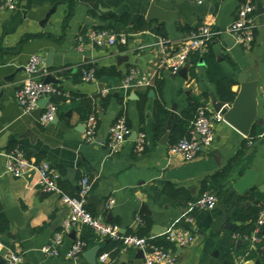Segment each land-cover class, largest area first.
I'll use <instances>...</instances> for the list:
<instances>
[{
    "label": "crops",
    "instance_id": "crops-1",
    "mask_svg": "<svg viewBox=\"0 0 264 264\" xmlns=\"http://www.w3.org/2000/svg\"><path fill=\"white\" fill-rule=\"evenodd\" d=\"M246 1L17 0L14 9L0 7V205L3 210L19 207L22 217L20 224L7 217L9 229L0 240L23 255L22 264H91L84 253L95 246L100 247L99 264L102 263L99 256L108 252L103 251L108 239L99 237L87 226H73L64 232L59 256L43 253L42 247L56 233L65 230L69 210L59 193L43 192L35 184V176L14 177L6 172L7 154L16 147L27 149L32 154V161L37 162L39 158L40 162H48L66 185L65 189L60 186L65 194L76 195L81 177L91 176L94 186L90 194L100 201L95 203L88 198L87 208L106 222L119 226L121 231L124 229L123 234H136L144 226L145 217L152 222L150 239L167 238V231L173 226L193 231L195 242L172 247L177 255L175 264H227L228 256L234 258L235 264H256L255 259L243 256L247 241L252 248L249 237L256 227L250 235L242 237L235 230L242 223L236 214L249 213L257 205L250 195L254 193V198L264 196V11L257 8L259 3L264 6V0H252L256 5V36L251 49H244L227 33ZM153 2L174 12L171 23L147 20ZM54 6L50 18L42 23ZM125 13L130 15V26L143 19L151 29L131 33L129 38L125 35L127 42L113 46H95L87 40L80 41L82 34L107 25L112 15ZM203 24L220 32V38L211 42V50L225 72L235 80L232 89L236 95L238 76L242 72L253 71L257 75L259 121L253 128L257 125L262 132L251 143V134H244L225 119H214L212 146L194 160L185 161L168 152L169 146L180 137L178 126L185 113H193L200 106L207 107L213 116L218 115L209 95L214 92L218 96V89L210 80L204 60L207 47L199 55L189 57L185 77L180 72L173 74L167 69H159V42L164 38L171 52H177L183 41ZM152 28L159 29L163 35ZM229 36L234 38L232 45L226 43ZM52 48V66L47 69L44 79L47 74H53L61 80L54 84L64 90L66 97L77 94L100 98L112 94L106 106L98 102V128L93 141L85 139L88 118H82L76 110L58 109L55 122L42 124L31 113H26L16 100V92L26 76L25 66L32 54L39 53L45 60ZM119 55L128 58L118 61ZM91 64L100 68L116 67L122 77L110 81L78 80L79 71ZM194 64L196 75L192 76ZM131 69L153 76V85L126 92L121 85ZM151 90H154L153 96ZM120 95L124 96L122 100ZM158 104L166 110L159 130L156 129L161 113ZM122 116L132 128V135L120 152L110 154V128ZM140 132L146 133L147 143L145 150L138 153L135 140ZM241 149H245L246 156H252V161L243 174L235 170L221 190L212 191L218 197L213 210L191 211L188 205L173 203L163 196L155 197L156 189L171 182L190 192L195 187L196 192L191 193L197 198L201 194V182L226 166ZM251 169L257 170L255 178L248 189L240 192L235 182ZM111 198L115 199V204L108 208ZM144 203L148 205L150 215L141 213ZM153 225L163 231L154 233ZM259 236V242L263 243L260 254L264 255V226L260 228ZM78 239L85 240L87 248L80 257L68 258L67 251ZM240 240L243 242L239 243ZM110 259L111 264H145L141 251L131 247H123L115 260L111 256Z\"/></svg>",
    "mask_w": 264,
    "mask_h": 264
},
{
    "label": "built area",
    "instance_id": "built-area-1",
    "mask_svg": "<svg viewBox=\"0 0 264 264\" xmlns=\"http://www.w3.org/2000/svg\"><path fill=\"white\" fill-rule=\"evenodd\" d=\"M203 0H199L202 3ZM17 0H0V7L4 9H14ZM255 10L256 5L252 0L243 3L237 17L227 29V33L232 35L236 43L244 49L252 48L255 41ZM220 32L209 24H203L197 31L190 34L184 41L179 51L171 52L170 46L164 38L160 39L159 49L161 58L159 69H167L173 74H177L188 64L192 52H204L207 45L214 41ZM80 41L87 40L95 46H113L119 42H127L125 35H119L109 29L90 30L85 35L80 36ZM82 46V44H81ZM47 68L44 65V57L39 53H34L25 66V78L22 85L16 92V100L26 113H31L39 107V102L49 97L45 108L42 109L41 123L52 122L58 113V104L52 100V96L57 93V86L54 83L44 81V74ZM153 76L140 74L138 70L131 69L126 75L121 88L126 92L139 86H152ZM83 80L93 81L94 69L83 71ZM205 106L197 109L190 136L180 139L169 146L170 155L181 156L185 161H192L201 155L206 149L210 148L215 140L214 119L222 121L223 116H213ZM98 128V118L92 114L86 121L85 139L93 141ZM132 128L125 117H119L110 128L109 149L110 154L120 152L124 143L131 138ZM147 135L140 132L135 140V151L145 150ZM252 145V144H251ZM35 171V184L45 193H59L64 204L69 210V217L65 222V230L56 233L49 243L42 247L43 253L48 256H59L64 240V232L73 226H87L101 238L121 240L124 247H131L142 250L144 253L145 264H175L177 255L172 248H165L150 241L148 237L136 234H123L119 226L106 222L102 217L93 214L87 208V201L94 186V179L89 175H84L79 181L78 193L74 196L65 194L60 187V174L54 170L48 162H35L26 156V152L20 147H16L7 154L6 172L14 177H24L31 175L30 171ZM218 197L212 191L202 192L197 198L189 202L188 207L191 211L213 210L217 205ZM115 199L111 198L108 208L113 207ZM188 219L191 221L192 217ZM264 226V207L262 208L257 220L256 228L249 237L254 244L260 241L259 230ZM167 239L174 246H188L195 242L196 237L188 228L173 226L167 231ZM87 248V242L78 239L73 242L67 251L68 258L80 257ZM4 250L3 257L6 264H22L24 257L17 251L10 249L0 240V254ZM99 260L105 264H111L109 252H104L99 256Z\"/></svg>",
    "mask_w": 264,
    "mask_h": 264
},
{
    "label": "trees",
    "instance_id": "trees-1",
    "mask_svg": "<svg viewBox=\"0 0 264 264\" xmlns=\"http://www.w3.org/2000/svg\"><path fill=\"white\" fill-rule=\"evenodd\" d=\"M109 22L105 26H99L96 27L98 29H109L114 31L115 33L119 35H126L128 38L131 33L143 31L147 29H151L150 25H148L143 19H141L138 23H136L133 26H130V15L128 14H121V15H112L110 18H108ZM181 29H185L184 26L180 25ZM158 34L163 33L159 29H153ZM220 36H217L216 39H219ZM215 39V40H216ZM211 42L207 45V50L204 53V60L205 63L208 66V74L210 77V80L216 84L218 89V96L222 101L225 102H232L236 97V92L233 91L232 87L235 84V80L229 76L224 68L222 67L221 63L218 61L216 55L211 50ZM199 55V52H192L190 56ZM198 56L193 58V61L196 60ZM195 64L192 67V76H195ZM88 69H94V77L101 81H110V80H120L122 77L121 72L116 67H98L93 64L88 65L84 67L79 73L77 74V79L80 80L83 78V71ZM158 84L160 85L161 82L158 81ZM57 86V85H56ZM112 94H109L106 97H100V98H92L88 97L86 95H77L73 94L70 96V98L66 97L64 90L57 86V93L53 95V101H55L58 104L59 110H64L67 108H71L73 110H76L80 113L82 118H88L90 115L94 114L97 115V107L98 102L102 104V106H106L107 102L110 100ZM120 100L123 99V95L119 96ZM69 100V101H68ZM68 101V102H67ZM200 105V103L197 104V108ZM158 107L160 109V117L158 119V123L156 125V129H160L163 120L165 117L166 110L161 105L158 104ZM197 109L193 113H185V117L181 120V125L178 126L177 131H180V137L177 138L173 142L179 141V139L189 137L190 131L192 129V121L195 118ZM262 132L261 128H259L257 125L254 126L252 129L251 135L249 139L251 140V143H254L257 139V137ZM26 152V156L28 158H31L32 154L22 147H20ZM37 163L40 162V159L38 158ZM252 161V156H246L245 155V149H241L240 152L233 157L229 163L218 170L216 173L212 174L211 176L207 177L201 182V193L205 191H215V190H221L224 185L227 183L229 178L231 177V174L235 170H240V173L243 174L244 170L246 169L248 163ZM60 186L65 189V184L61 181L59 182ZM74 191V190H73ZM70 195L74 196V193H70ZM172 201L176 204H182V205H188L189 202L194 200L196 198L195 195H193L189 190L179 187L174 183L166 182L164 183L160 189H156L155 197H161ZM255 194L252 193L250 195L251 199H256L257 205L252 207L250 209L249 213H243L238 212L236 214V218L241 220V225L237 226L235 232L239 236H245L250 235L252 230L257 225V219L259 216L260 210L264 207V196H256L257 198H254ZM9 219L7 216L3 213V208L0 205V238L2 235H4L7 230L9 229ZM144 226L141 227L136 234L139 236H145L149 238L150 235V227L152 225V222L150 218H144L143 220ZM150 239V238H149ZM150 241L154 244H157L159 246H163L165 248H172L174 245L168 241L166 236L159 237L156 239H150ZM250 242L247 241V245L245 247V251L243 252V256L246 259H255L256 264H264V255L260 254V248L263 245L262 242H257L254 245V248L250 247ZM124 245L121 240H115V239H108L107 242L104 245L103 251H108L110 253V256L112 259H116V257L120 254L121 250L123 249ZM227 264H235V260L233 257H226ZM104 264V263H99Z\"/></svg>",
    "mask_w": 264,
    "mask_h": 264
},
{
    "label": "water",
    "instance_id": "water-1",
    "mask_svg": "<svg viewBox=\"0 0 264 264\" xmlns=\"http://www.w3.org/2000/svg\"><path fill=\"white\" fill-rule=\"evenodd\" d=\"M56 6H54L46 15L42 23L47 21L52 13L54 12ZM259 11H264V6L262 3H259L257 6ZM173 11L172 10H166L162 7H159L155 2H153L150 6V9L147 14V20L148 21H160V22H168L171 23L172 17H173ZM226 43L228 45H232L234 43V38L232 36H229L226 38ZM52 57H53V48L50 50V52L47 54L44 65L45 68L49 69L52 66ZM127 55H119L118 61H121L123 59H127ZM203 63V62H202ZM189 70V64L184 66L180 73L187 77V72ZM47 83H60L61 80H59L56 76L53 74H47L44 79ZM238 88H237V95L235 99L232 102H225L222 101L214 92H210V101L211 105L215 112L220 113L224 119L238 128L241 132H243L246 135H250L253 125L256 124L259 120L257 118L258 114V102H259V80L257 75L251 71L250 73L242 72L238 76ZM150 94L153 96L154 90L150 91ZM50 100L49 97H46L42 99L39 102V107L32 111L31 114L34 116V118L41 122V114L42 109L46 107L48 101ZM57 120V117L52 121L55 122ZM261 122V121H260ZM257 173L256 169H251L246 172L244 176L239 178L235 182L236 188L240 192H244L246 189L250 187L252 184L255 175ZM31 177L35 176V171H30ZM192 193L196 192V188L191 189ZM93 200L95 203H98L100 200L94 195H89V201ZM4 214L10 219L17 223H21L22 217L21 215V209L19 207L14 208H5L3 210ZM141 213L150 215L151 212L148 208L147 204H142V210ZM153 232L156 234H159L163 231L162 228H160L158 225H153ZM121 232H125L123 229ZM243 242V240H240L239 243ZM141 251V254L144 255L143 251ZM100 252V247L95 246L89 250H87L84 254L88 258V260L91 262V264H97V258ZM4 250H2L0 254V264H6V260L3 257ZM139 256V255H138ZM121 264H127L126 262H122ZM250 264V263H246Z\"/></svg>",
    "mask_w": 264,
    "mask_h": 264
}]
</instances>
